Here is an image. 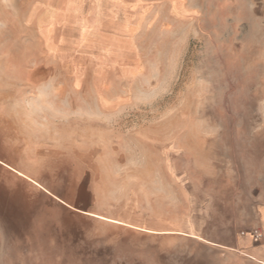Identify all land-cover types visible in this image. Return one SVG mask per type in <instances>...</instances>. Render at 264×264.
I'll use <instances>...</instances> for the list:
<instances>
[{"label":"rangeland","instance_id":"374dc122","mask_svg":"<svg viewBox=\"0 0 264 264\" xmlns=\"http://www.w3.org/2000/svg\"><path fill=\"white\" fill-rule=\"evenodd\" d=\"M261 222L264 0H0V264H261Z\"/></svg>","mask_w":264,"mask_h":264},{"label":"crops","instance_id":"0c3cea01","mask_svg":"<svg viewBox=\"0 0 264 264\" xmlns=\"http://www.w3.org/2000/svg\"><path fill=\"white\" fill-rule=\"evenodd\" d=\"M88 214H90V213H88ZM95 216L107 219V218L102 217V216H98V215H95ZM255 225H253V226H255ZM257 225L264 228L263 222H261ZM239 240H241V241H239V243H237V245H240V246H238V248L241 250L242 253H244L248 257L256 260L257 262L264 264V239H262L259 242H253L249 236H242L241 235Z\"/></svg>","mask_w":264,"mask_h":264},{"label":"built area","instance_id":"2783aa9c","mask_svg":"<svg viewBox=\"0 0 264 264\" xmlns=\"http://www.w3.org/2000/svg\"><path fill=\"white\" fill-rule=\"evenodd\" d=\"M240 235L249 236L253 242H259L264 239V228L259 225H255L240 231Z\"/></svg>","mask_w":264,"mask_h":264}]
</instances>
